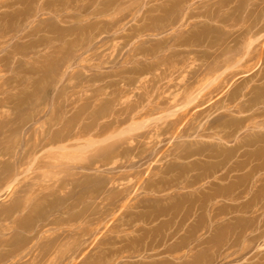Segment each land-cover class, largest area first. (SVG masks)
<instances>
[{
	"label": "rangeland",
	"instance_id": "obj_1",
	"mask_svg": "<svg viewBox=\"0 0 264 264\" xmlns=\"http://www.w3.org/2000/svg\"><path fill=\"white\" fill-rule=\"evenodd\" d=\"M261 75L264 0H0V264H264Z\"/></svg>",
	"mask_w": 264,
	"mask_h": 264
},
{
	"label": "bare ground",
	"instance_id": "obj_2",
	"mask_svg": "<svg viewBox=\"0 0 264 264\" xmlns=\"http://www.w3.org/2000/svg\"><path fill=\"white\" fill-rule=\"evenodd\" d=\"M241 32V31H240ZM239 33V32H238ZM260 77H264V75H261ZM264 89V88H263ZM239 91V90H238ZM238 91L237 92H235V93H232V94H230V96H229V98H228V100L229 101H231L233 98H235L236 96H237V94H239L238 93ZM262 91V90H261ZM259 92V91H258ZM258 95V94H257ZM264 94H259V98H258V96H257V98L254 100V99H252V100H254V103L252 102L251 104L252 105H250L249 104V101H243V102H241L240 103V105L238 106H236V108L238 107V109H237V111L239 110L240 112H246V111H248V112H250L249 110L251 109V108H253V107H257V105H258V103L261 101V102H263L264 103V96H263ZM251 100V101H252ZM248 102V103H247ZM258 108V107H257ZM257 110V109H256ZM255 110V111H256ZM261 111H260V113H259V115L260 116H258L257 115V117L256 118H258V117H264V108L263 109H260ZM238 111V112H239ZM254 111V110H253ZM257 114V113H256ZM256 116V115H255ZM255 116H253V114L252 115H248V116H245V117H243V118H241V119H239L238 121H237V123L236 124H231V123H224L223 125H224V127H222V130L218 133L219 135H221L222 136V138H228V140H237L238 138H240V137H242L244 134H246V132L248 131V130H250V129H252V128H256V126H254V125H252L253 124V119L255 118ZM85 127V126H84ZM94 129V128H93ZM92 129V130H93ZM67 130V129H66ZM63 131V130H62ZM85 131H88V130H86V128H85ZM85 131L83 132V130H82V134L84 133L85 134ZM79 134V133H78ZM80 134H81V132H80ZM245 136V135H244ZM61 137H62V135H61ZM64 138V137H63ZM60 140H61V138H60ZM49 141V140H48ZM243 147H244V145L243 146H241V145H238V143H237V145H235L234 146V151H236V152H240V150H242L243 149ZM247 164V163H246ZM264 167V166H263ZM263 167H258L259 168V170H261ZM250 175V177L251 176H253V173L251 174L250 172L248 173V176ZM81 216L82 217H84L83 216V214H81ZM262 235V234H261ZM147 244V243H146ZM153 247H154V245L152 246V249H153ZM147 248H148V246H147Z\"/></svg>",
	"mask_w": 264,
	"mask_h": 264
},
{
	"label": "crops",
	"instance_id": "obj_3",
	"mask_svg": "<svg viewBox=\"0 0 264 264\" xmlns=\"http://www.w3.org/2000/svg\"><path fill=\"white\" fill-rule=\"evenodd\" d=\"M204 176V175H203ZM202 178V177H201Z\"/></svg>",
	"mask_w": 264,
	"mask_h": 264
}]
</instances>
